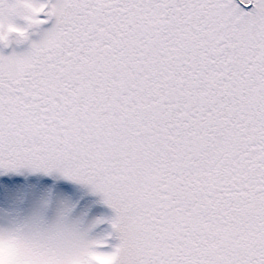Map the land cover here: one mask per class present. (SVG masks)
Segmentation results:
<instances>
[{
  "label": "snow or ice",
  "instance_id": "6c2138e0",
  "mask_svg": "<svg viewBox=\"0 0 264 264\" xmlns=\"http://www.w3.org/2000/svg\"><path fill=\"white\" fill-rule=\"evenodd\" d=\"M0 264H264V0H0Z\"/></svg>",
  "mask_w": 264,
  "mask_h": 264
}]
</instances>
